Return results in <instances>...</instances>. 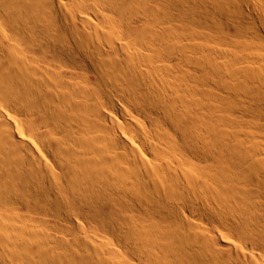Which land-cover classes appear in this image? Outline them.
Listing matches in <instances>:
<instances>
[{
	"label": "bare ground",
	"instance_id": "obj_1",
	"mask_svg": "<svg viewBox=\"0 0 264 264\" xmlns=\"http://www.w3.org/2000/svg\"><path fill=\"white\" fill-rule=\"evenodd\" d=\"M166 1L0 0V264H264V0Z\"/></svg>",
	"mask_w": 264,
	"mask_h": 264
},
{
	"label": "rangeland",
	"instance_id": "obj_2",
	"mask_svg": "<svg viewBox=\"0 0 264 264\" xmlns=\"http://www.w3.org/2000/svg\"><path fill=\"white\" fill-rule=\"evenodd\" d=\"M166 1V0H165ZM171 1H173V3L176 5L177 4V0H171ZM168 2H170L169 0H167L166 1V3H168ZM176 34H177V29H176ZM175 36H177V35H175ZM174 36V37H175ZM174 37H170V39L171 38H173L174 39ZM201 38V37H200ZM200 38H198V39H200ZM169 39V38H168ZM201 39H203V38H201ZM201 39H200V41H201ZM204 40V39H203ZM202 40V41H203ZM201 41V42H202ZM172 42V43H171ZM183 42V41H182ZM204 42H205V40H204ZM169 43H171V44H168L169 46H170V49L171 48H174L175 50H176V52H178V53H182L184 50L186 51L187 50V48H185V46H181V42H179V43H181V44H178L177 45V38L175 37V39L174 40H171ZM180 45V46H179ZM173 49V50H174ZM179 49V50H178ZM174 50V51H175ZM178 50V51H177ZM182 51V52H181ZM187 52V53H186ZM186 52H184V54H186L185 56V58H184V60L186 61H184L183 62V70H186V68H191V69H189V70H191L192 71V69L193 68H195L193 71H196V70H198V72L199 73H201L200 71H199V69H201V67L203 66V65H205V62H203L202 60H198V58H197V61H196V56L193 54L191 57H190V55H191V52L189 53V51L187 50ZM178 53H177V55H176V57H178L179 55H178ZM176 54V53H175ZM190 54V55H189ZM189 55V56H188ZM195 56V57H194ZM187 59V60H186ZM190 59V60H189ZM187 61L188 62H190L191 61V63H188L189 64V66H186V65H188L187 64ZM198 61H199V63H204V64H202V66L200 67V64L198 63ZM202 61V62H201ZM195 62H196V64H195ZM185 63H186V65H185ZM197 64L199 65V66H197ZM195 65V66H194ZM186 67V68H185ZM200 67V68H199ZM188 70V69H187ZM178 99V98H177ZM187 100L188 99H185V100H183V99H178L177 100V113L178 112H180L181 110L184 112H180V113H178L180 116H181V118L182 117H184L183 118V121L185 120V122H183V123H185L184 125H186V117L188 116V112H186L185 111V109H186V102H187ZM179 101H181V102H179ZM184 101H186V102H184ZM183 103H184V106H185V109H183L184 107H183ZM179 108V109H178ZM181 113H183V114H181ZM210 113H208L207 115H209ZM222 114V113H221ZM183 115V116H182ZM211 115V114H210ZM249 115H245V117H247V118H250V117H248ZM215 116L214 115H211L209 118H211V120L214 118ZM235 125V124H234ZM234 125H230V127H232V128H229V126H228V128H227V126H224L225 128H223L224 129V132H225V130H226V134H227V136L229 135V134H231L232 132H238V131H240V128L238 127V126H234ZM186 128V127H185ZM185 128H184V133H185ZM236 128V129H235ZM238 128V129H237ZM232 130V131H231ZM236 130V131H235ZM238 130V131H237ZM211 131V130H210ZM228 131L229 132H231V133H229L228 134ZM213 132V133H212ZM211 133L214 135V131H211ZM263 133H264V131H263ZM190 133H188L187 135H189ZM191 136H189L187 139H186V142L188 143V144H190V139L191 138H193V139H195V140H197L198 141V137L196 136L195 137V135L194 134H190ZM215 136H216V133H215ZM220 136H218V137H216V139L214 140H212V141H215V142H213L211 145H213L214 143H216V141L217 142H219V140H220V142L219 143H216V144H214V146H211V151H212V153H217L218 152V148L220 149V147L219 146H221L222 145V143H223V141H222V138L220 139L219 138ZM181 138V137H180ZM198 138V139H197ZM181 139H185V137H182ZM218 139V140H217ZM228 139V140H227ZM227 139H226V141L227 142H229L230 141V137L228 138L227 137ZM232 140L230 141V143L232 142L234 145L235 144H237V147H239L238 146V141L236 140V138L235 139H233V138H231ZM234 140V141H233ZM248 141V140H247ZM249 141H251V148H253V149H255L256 151H257V149H259V151L261 150H264V142H261L260 144H256V147L258 146V148H254L255 147V143L253 142L252 143V140H249ZM237 142V143H236ZM248 143H250V142H248ZM218 144V145H217ZM228 144H226V145H224V147H228L227 146ZM218 147V148H216V147ZM259 146H261L262 148H260ZM217 150H216V149ZM196 149V148H195ZM194 149V147H188V150H189V152L190 153H188L189 155H191L190 157V159L192 160L193 158L192 157H194V151L196 152L197 150H195ZM217 151V152H216ZM194 154V155H193ZM219 154V153H218ZM218 154H211L212 156V158L211 159H213V158H215ZM193 155V156H192ZM216 155V156H215ZM177 158H179V155L177 154ZM214 156V157H213ZM218 157V156H217ZM195 159H193V161H198L197 160V157L195 156L194 157ZM8 191V190H7ZM26 195V194H25ZM20 195H16V198L18 197L19 198V200H20V197L22 196H20ZM25 197V196H24ZM23 196L21 197V199L22 198H24ZM1 198V197H0ZM16 198H15V202L17 203V202H21V201H19V200H16ZM17 198V199H18ZM2 199V198H1ZM25 199V198H24ZM23 199V200H24ZM131 203V205H134L135 207H137V209H140V202L139 201H131L130 202ZM17 205L18 206H20L18 203H17ZM224 205H226V200H225V197L224 196H222V195H220L219 197H218V201H217V204H216V208H215V210H217V211H219L220 210V208L222 207V206H224ZM23 212V211H22ZM44 213V212H43ZM185 213H186V216L194 223V224H188V225H186L185 227H186V229L185 230H187L188 232H192V234H195V233H197L198 231L200 232L201 231V233L204 231V232H206V231H208V228H210L211 227V225L207 222V221H203V220H201V218H200V216L198 215V214H196V213H193L191 210H188V209H186L185 210ZM45 214H50V213H45ZM52 214H50V216H51ZM50 216H48V215H44V217L47 219V222L46 223H48L47 225V227L49 228V227H51V228H53L54 229V231L56 232V234L58 233V228L56 227V224H54V222L51 220L52 219V217H50ZM200 223H201V225H200ZM49 224H52L53 225V227H52V225L50 226ZM55 225V226H54ZM189 225H191L190 227H189ZM204 225V226H203ZM189 228H188V227ZM55 227V228H54ZM47 228V229H48ZM51 228H49V229H51ZM189 229V230H188ZM52 230V229H51ZM203 230V231H202ZM21 231H23V235H25V234H28V233H26L25 232V230H21ZM21 231H19V232H21ZM48 231H50V230H48ZM178 231H179V229L177 228V237H174L173 239H172V241L173 242H175V244L177 245V261H183L184 262V260H186V257H187V255H190V254H195V251H199V253H201V251L199 250V247L200 246H198V244L196 243V242H192V243H189V242H187L186 240H184L182 237H181V235L178 233ZM55 232H51V233H53V234H55ZM60 232V234L62 235L63 234V232H62V230L61 231H59ZM198 232V233H199ZM203 232V233H204ZM25 233V234H24ZM198 233L197 234H195L194 236H197L198 235ZM59 234V233H58ZM57 234V235H58ZM26 236V235H25ZM26 237H28V236H26ZM32 241V240H31ZM33 242V241H32ZM252 243V242H251ZM250 243V241L248 242H245V243H242V247H243V249L244 250H246V251H249V252H253V253H255L257 256H258V253H259V251H260V249H257L256 250V248H260V245H256L255 246V244H251ZM245 246H244V245ZM251 244V245H250ZM44 245V246H43ZM248 245V246H247ZM37 246L39 247V248H37ZM45 246H46V244H39V245H35V243L33 244V250H34V252H36V254L40 257V258H42L43 256H44V254H42V253H44L43 252V250L45 249ZM247 246V247H246ZM251 246H252V248H251ZM12 247V246H11ZM15 247V246H14ZM43 247V248H42ZM134 247V248H133ZM136 246H134V245H132L131 246V244H123L122 246H120V244H118V243H115V248H116V250L119 252H117V254L119 255V256H126L130 261H132V262H134L135 264H154L153 263V261L152 260H147V258H145V257H143L142 258V255H140L139 254V252L140 251H138V249H136L135 248ZM13 248V247H12ZM16 248V247H15ZM254 248V249H253ZM36 249V250H35ZM43 249V250H42ZM250 249H252V250H250ZM56 251V249H52L51 248V252L53 253L54 251ZM138 251V252H137ZM162 252V253H161ZM258 252V253H257ZM123 254V255H120V254ZM42 254V255H41ZM160 254L162 255V257H168V258H171V257H173V258H175L174 256H173V254L168 250H165L164 251V249H162L161 251H160ZM141 257V258H140ZM259 259H261L260 257H258ZM176 259V258H175ZM207 260L209 261V263H214L215 262V260H214V258L212 257V256H210V255H208L207 256ZM29 264H31V263H29ZM171 264V263H170ZM217 264H228V263H226V262H224V261H222V262H217Z\"/></svg>",
	"mask_w": 264,
	"mask_h": 264
}]
</instances>
